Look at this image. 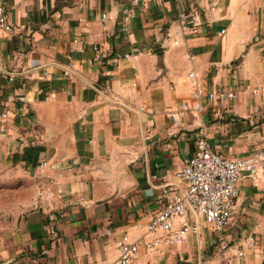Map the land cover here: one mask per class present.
Listing matches in <instances>:
<instances>
[{"label":"crops","instance_id":"obj_1","mask_svg":"<svg viewBox=\"0 0 264 264\" xmlns=\"http://www.w3.org/2000/svg\"><path fill=\"white\" fill-rule=\"evenodd\" d=\"M0 2L12 24L0 31V167L30 190L4 264H114L124 234L139 241L129 264H264V178L239 180L223 230L188 210L197 233L144 246L162 184L177 183L201 118L221 156L264 150V0ZM180 12L195 13L196 34L181 28ZM135 46L140 54L123 56ZM189 71L206 90L237 97L202 98L197 112Z\"/></svg>","mask_w":264,"mask_h":264},{"label":"built area","instance_id":"obj_2","mask_svg":"<svg viewBox=\"0 0 264 264\" xmlns=\"http://www.w3.org/2000/svg\"><path fill=\"white\" fill-rule=\"evenodd\" d=\"M178 20L181 28L188 34L198 32V22L194 12H180ZM12 24L8 20L6 10L0 2V31L10 32ZM142 49L135 46L131 51L124 53L128 58L137 55ZM190 83V97L194 100V110L201 112L203 105L201 99L209 102H228L237 97V92L225 88L206 90L200 83L197 74L189 71L187 74ZM23 76L19 79L21 80ZM17 76L10 72L8 80L13 82ZM260 88L258 84L252 92ZM189 109L187 102L181 104V111ZM178 112H172L171 117L177 120ZM5 120L6 114H2ZM194 151L184 160V164L175 173L177 183L174 187L162 184L161 195L164 199L163 207L157 211L145 225V230L154 234L152 240L144 243L147 249H157L163 245L172 246L182 244L188 234H195L198 226L188 220V210L196 216H201L206 224L214 230H223L231 221L237 197V184L243 176L252 180L264 178V150L238 158H225L214 152L206 139V126L202 118L192 133ZM42 195L49 196L47 192L40 191ZM137 224V227H141ZM107 231V234H110ZM248 244L254 242L253 236L247 238ZM227 248L222 238L219 239L218 251ZM118 256L114 264H129L139 249V241H132L126 234L116 242ZM238 256L242 250H236Z\"/></svg>","mask_w":264,"mask_h":264},{"label":"rangeland","instance_id":"obj_3","mask_svg":"<svg viewBox=\"0 0 264 264\" xmlns=\"http://www.w3.org/2000/svg\"><path fill=\"white\" fill-rule=\"evenodd\" d=\"M8 170L0 167V264L6 262L3 249L13 244L17 215L30 206L29 181L18 172Z\"/></svg>","mask_w":264,"mask_h":264}]
</instances>
